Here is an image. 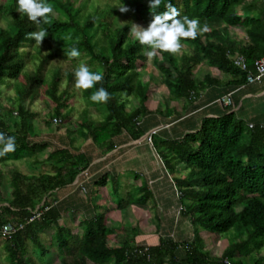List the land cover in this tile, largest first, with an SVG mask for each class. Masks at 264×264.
<instances>
[{"label":"trees","instance_id":"16d2710c","mask_svg":"<svg viewBox=\"0 0 264 264\" xmlns=\"http://www.w3.org/2000/svg\"><path fill=\"white\" fill-rule=\"evenodd\" d=\"M169 2L181 16L199 18L201 26L207 24L209 31L194 40H182L193 46L190 53H160L157 57L161 61L156 58V64L149 66L143 54L145 46L129 35L131 23L148 26L152 11H165ZM245 2L162 0L159 8L151 10L149 0H47L54 13L48 23L38 26L17 11V0H0V86L5 84L14 91L8 96L0 89V132L16 138V150L0 156V165L32 156L40 161L37 155L51 146L48 140L34 139L39 131L35 130L38 120L32 108L43 94L49 65L65 64L71 48L89 55L95 63L90 70L104 76L102 83L83 90L85 96L91 97L100 87L111 94L107 103H99L107 110L105 119H90L87 107L77 127L65 129L70 144L54 146L40 161L47 170L38 174L10 170V197L4 200L0 194V203L7 201L0 205V229L7 223L22 227L10 237L0 233L6 264H49L45 258L50 249L56 252L54 264H264V124L249 127L234 112L207 117L198 131L180 139L152 134L153 146L173 174L180 217L192 225L191 239L163 235L158 243L149 244L136 241V228L120 239L117 227L108 220V207L100 211L103 207L94 202L91 216L76 225L72 218L68 223L61 221L66 212L64 204L45 200L50 191L73 183L90 165L87 152L74 143L77 136L99 148L111 149L116 145L113 138L123 131L131 139L145 134L138 122L149 112L150 82L142 80L138 64L150 70L155 67L161 73L156 84H164L179 97L198 89L194 69L203 61L240 74L246 81V72L235 67L227 55L232 44L220 34L222 24L246 26L249 19L254 42L240 51L253 71L255 61L264 55V21L255 23L253 18L239 16L237 7ZM122 4L131 11L121 13L117 6ZM41 28L48 36L38 45L29 34ZM63 64V68L51 70L52 81L45 90L54 105L51 120L45 121L47 126L54 117L62 124L71 121L74 92L70 87L75 85V70L68 69L63 75ZM64 78L67 86L62 90ZM2 97L12 101L11 107H1ZM132 98L138 100V106L130 105ZM69 106L70 111H66ZM163 114L169 117L172 113L169 110ZM11 115L20 117L14 127L9 121ZM96 179L98 188L106 185L110 176L105 172ZM137 189L138 195L127 193L120 199V209L130 204L149 206L152 191L147 183ZM42 202L41 214L37 215L35 210ZM48 229L52 230L50 237L43 235ZM222 234H230L234 240L221 255L212 254L207 241H215Z\"/></svg>","mask_w":264,"mask_h":264},{"label":"crops","instance_id":"0c3cea01","mask_svg":"<svg viewBox=\"0 0 264 264\" xmlns=\"http://www.w3.org/2000/svg\"><path fill=\"white\" fill-rule=\"evenodd\" d=\"M237 10L240 12V16L253 18L255 23L264 21V0H246L244 4L237 7ZM248 22L246 26L237 24L226 27L225 24L221 25V36L232 44V48L228 52H241L242 46L253 44L254 41L249 32L250 25ZM204 39L206 40V38ZM181 43L184 45V48L178 53V56L186 54L185 52L190 53L193 50V46L187 42L181 41ZM260 52H262V50H260ZM155 69L154 67L151 70L154 74H157ZM194 76L198 89L191 91V94L180 97L174 95L164 84L160 86L157 85L156 80L159 78L154 79V81L150 83V90L148 91L149 102L147 105L149 112L138 122V126L145 130V134L140 138L131 139L129 134L123 131L113 138L112 141L116 143V145L111 149L99 148L93 145L91 140H83V138L79 136L73 139L74 143L79 146L81 151L87 152L91 163L87 168L78 173L73 183L52 190L45 197V200L48 198L53 204H64L66 212L63 214L61 221L64 219L63 222L68 223L72 218L74 219V224L77 225L86 216H91L93 213L92 204L94 202L103 207L100 209V211H102L106 206L102 203V199L99 200L102 190L106 188L107 184L111 181L118 185L119 178L132 176V171L135 179L133 182H137L134 184L141 186L143 182H146L147 186H149V189L152 191L151 200L156 199L157 192H160L162 195L159 197V200H163V195L166 193L167 196H169L168 192L173 189L176 191V196H178V190L173 181V174L169 173L167 170L162 158H160L157 150L153 146L152 140L151 142L148 140L153 130H157L156 134L173 139H180L189 133L198 131L205 118H216L231 112H234L237 117L243 120L249 127L264 124V77L259 82L247 83L245 80H242L240 74H236L225 68L210 65L206 61L200 62L195 67ZM157 87L164 88H162V91H159ZM228 94H231V104L222 102ZM135 100V106H138V100ZM169 110L172 113L169 117L163 114ZM44 135L46 137L47 135L56 136V142H58V144L53 143L54 146H68L70 144V140L66 134L58 135L57 133H42L40 131L34 139L36 141H47ZM51 146L52 148L50 151L54 148L52 144ZM50 151L48 150V153ZM27 158H30V160H27ZM44 158L46 157L37 159L41 161ZM13 161L14 160H10L6 166L0 165V194L4 200L10 197V170L17 168L16 163ZM40 161L36 160L35 157H26L23 164L27 163V168L30 171L26 174L40 173L42 170H47L48 166L41 164ZM18 169L21 170V168ZM105 172H108L110 176L108 183L96 188V178L101 173ZM166 180H169L173 186L169 185L166 188L164 183ZM161 187H163V189H161ZM171 187H173V189H171ZM82 191L89 193L87 199L81 196ZM151 200L149 201V206L153 207L154 204L151 203ZM6 203L7 201H3L0 205ZM42 205L43 202L39 204L36 209H39ZM118 208L117 210H120V208ZM80 209L84 211H80ZM175 210L176 207L174 208V211ZM77 213L81 215L77 217ZM156 218L158 217L156 216ZM160 221L163 223L164 219L160 218ZM186 221L189 220H184L182 224ZM112 224L115 227L118 226L113 220ZM45 231L43 235H45ZM166 231L169 233L170 229L166 228L164 223L162 231L160 232V230H158L157 233H155L158 234V240L155 235V237L149 235L148 238L151 241H148V243L155 244L159 242L160 236H167L165 234ZM170 233L172 232L170 231ZM138 236H136V241H138ZM141 236H143L145 240L148 235L145 236V234H142ZM178 236L184 239V230H181ZM140 238L142 239V237Z\"/></svg>","mask_w":264,"mask_h":264},{"label":"rangeland","instance_id":"374dc122","mask_svg":"<svg viewBox=\"0 0 264 264\" xmlns=\"http://www.w3.org/2000/svg\"><path fill=\"white\" fill-rule=\"evenodd\" d=\"M78 5V2H77ZM239 16H240V12ZM136 24L142 25L144 27H147L145 23L143 22H138ZM158 59V62L161 61V58L156 57ZM156 58L152 59L151 61H149L147 59V65H153L154 63L156 64L155 60ZM64 63L63 64L61 62V64L59 62H53L52 64L49 65L48 67V71L46 74V83L42 86V90H43V94L40 97V100L36 102V104L34 105V107L32 108L33 111H35L37 113V119L38 120L35 125V130H38L39 132L41 131L42 133H57L58 135H63L65 133V129L68 127H77L78 122H80V118L82 116H84V112L86 110V108L88 107V109L90 110L89 115L87 117H89L90 119H93L94 121L98 122L100 120L105 119L106 115H107V110L104 106H101L99 103L93 102L89 96H85L83 90L81 89H77L75 87V85L70 87V91L74 92V95L71 96V100H70V105L73 106L72 112H71V121L70 122H66L64 124H62V122H60L59 124L55 125V124H50V126H47L45 124V121H50L51 120V115H50V111L53 109L54 105L52 103V100L47 96L45 90L46 88L50 87L51 81H52V72L53 69L55 68H59L60 66L63 68L62 64L65 65V68L63 69V75H64V71L69 70H76V68L81 64H86L89 68H92L93 66H95L94 61L91 59V57L87 54H82L80 55L79 58H76V61L71 60L68 57L64 58ZM68 65V67H67ZM138 70L141 71L142 73V80L144 82L146 81H150V83H152L154 81V79L159 78L160 79V72H158L157 69H155L157 71V74L153 73L152 70L150 69H145L144 67H142V65L137 66ZM154 67V66H153ZM100 69V68H98ZM101 70V69H100ZM67 86V81L64 78V81H62V87L65 88ZM159 89V91H162V88L164 87H157ZM0 89L4 92V95L6 93H8L10 96L11 94L14 93L13 89L5 86V84H2L0 86ZM157 89V90H158ZM166 89V88H165ZM63 90V89H62ZM157 93V91H156ZM153 98V97H152ZM1 107L3 109L11 107L12 101L8 98V97H2L1 98ZM136 104V100L134 98L131 99V103L130 105L133 107ZM71 106H69L68 108H66V111H70ZM99 109V110H98ZM9 121L11 124V127H14V121H19L20 117L11 115L9 117ZM52 127V128H50ZM60 127V131H57L56 128ZM50 130V131H48ZM45 136V135H44ZM76 135H74L73 137H75ZM45 139L50 141L51 144L54 146L53 143L56 144V136H45ZM151 145V144H150ZM52 148V146H49L47 149H45L44 151H42L41 153H39L37 155V158H43L46 157L48 155V150L50 151V149ZM46 155V156H45ZM33 157V156H32ZM34 158V157H33ZM27 160H30V158H27ZM14 163H16L17 168H21V170L25 173L30 172L29 169L27 168V163L23 164L24 159L21 160H14ZM14 165V164H13ZM38 174V173H36ZM132 176H127L124 178H119L118 181V185L115 184V182L111 181L109 184H107V187L104 188L102 190V194L100 195V199H102V203H104L106 206L108 207V210L106 208H104V210H107V214H108V220L110 222L115 221L118 226H117V230L119 231L120 234V239H124L123 237L126 236V233L130 232V230L132 228H136L139 229V234L140 236L137 237V240L140 242H145L148 243V241L150 242L151 240L148 238L149 235H152L153 237L156 236V239L158 237L157 233L158 230H160V232L163 229V225L165 223L166 228H169L170 231L172 233H169L166 231V235L167 236H173L174 238L178 237V233L181 230H184V237L187 239H191L193 237V228L192 225L190 224L189 221H186L182 224V222L184 221L181 217H180V213L178 212L179 207H180V203H179V197L176 196V191L173 189V187H171V191L168 192L169 196H167V194L165 193L163 200H159V197L162 196L160 192H157V197L156 199L151 200V203L154 204L153 207H140L138 206V204H130L129 206L122 208L120 210H117V206L120 202V199L126 196L127 193H135V195H138V189L137 187L139 185L134 184L137 182H133L134 179V174L133 171L131 172ZM132 179V181H131ZM143 181V179H142ZM166 188L169 185H172L171 182H169V180L164 181ZM160 184V183H159ZM161 189H163V187H161ZM117 191V193H116ZM166 192V189H165ZM89 193H85V192H81V196L84 199L88 198ZM104 201V202H103ZM171 206V208H170ZM176 207V210L174 211V208ZM119 209V208H118ZM80 211H84L83 209H80ZM173 213V214H172ZM79 213L76 214L77 217H79ZM156 216L158 218H156ZM171 217V219H170ZM161 219H164V222L162 223L160 221ZM64 221V219H63ZM167 222V223H166ZM182 225V226H180ZM189 225V226H188ZM155 226V227H154ZM181 227V230H180ZM183 228V229H182ZM51 229H48L47 231H45V234L47 237H50L51 234ZM143 231V232H142ZM142 234H145V236H147L145 238V240L143 239V236H141ZM155 235V236H154ZM220 237L218 239H216L215 241L208 240L207 241V246L208 249L212 251V254L215 255H221L222 252L224 251V249L227 247V245L234 240L233 237H231L230 234H222L219 235ZM142 237V239L140 238ZM43 238H45L43 236ZM179 239V238H178ZM158 240V239H157ZM155 241V240H154ZM113 243V242H112ZM158 243V242H157ZM2 246V242H0V264H6V259H5V247L3 245ZM39 258H40V254H36ZM46 262L49 264H54L55 263V259H56V252L54 251V249H50L49 253L46 255Z\"/></svg>","mask_w":264,"mask_h":264},{"label":"clouds","instance_id":"9594fccd","mask_svg":"<svg viewBox=\"0 0 264 264\" xmlns=\"http://www.w3.org/2000/svg\"><path fill=\"white\" fill-rule=\"evenodd\" d=\"M17 11L25 14L38 26L48 23V17L54 13L52 5L47 0H17ZM162 0H149L151 10L160 7ZM121 13H127L131 9L125 4L117 6ZM166 10L160 13H153V18L147 27L131 23L129 35L137 40L142 46H145L144 56L149 61L156 58L160 53L178 54L184 48L182 40L196 39L199 35L209 31L208 25L201 26L199 18H189L187 15L181 16L180 11L170 2L165 5ZM48 32L41 28L29 34V38L33 39L38 45H41ZM70 59L79 58L81 53L76 48H71L67 52ZM75 87L85 90L93 88L96 84L102 83L104 76L101 72H94L90 68L81 63L74 72ZM90 99L96 103H107L111 99V94L104 88L100 87L95 91ZM53 119V118H52ZM52 122V121H51ZM0 156L16 150V138L14 136H6L0 132Z\"/></svg>","mask_w":264,"mask_h":264},{"label":"built area","instance_id":"2783aa9c","mask_svg":"<svg viewBox=\"0 0 264 264\" xmlns=\"http://www.w3.org/2000/svg\"><path fill=\"white\" fill-rule=\"evenodd\" d=\"M228 57L231 59L232 63L235 67L239 68L241 71L246 72V82L247 83H254L259 82L264 77V55L260 58H258L254 63V70L251 71L248 66L247 58L245 54L241 52L236 53H227ZM222 102L226 104L232 103L231 94H228L226 98L222 100ZM61 122V119L58 117H54L52 119V124H59ZM157 132V130H153L148 137L149 142H151V135ZM36 214L40 215L41 211L39 209H36ZM22 226H14L12 223H7L2 226L0 229V233L5 236H11L13 235L19 228Z\"/></svg>","mask_w":264,"mask_h":264}]
</instances>
